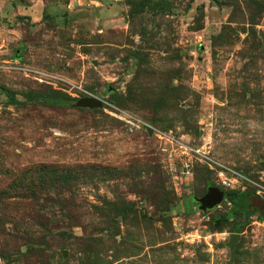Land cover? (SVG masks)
<instances>
[{"label":"rangeland","instance_id":"rangeland-1","mask_svg":"<svg viewBox=\"0 0 264 264\" xmlns=\"http://www.w3.org/2000/svg\"><path fill=\"white\" fill-rule=\"evenodd\" d=\"M255 198L264 0H0V264H264Z\"/></svg>","mask_w":264,"mask_h":264},{"label":"water","instance_id":"water-1","mask_svg":"<svg viewBox=\"0 0 264 264\" xmlns=\"http://www.w3.org/2000/svg\"><path fill=\"white\" fill-rule=\"evenodd\" d=\"M86 105L88 107H93V106H100V102L94 99H87L86 100ZM223 199V193L216 190V189H211L208 194L206 195L204 199V204L205 207L211 208L214 205H217L220 201ZM251 208H253L255 211H263L264 210V200L255 198L252 203L250 204ZM238 236L237 235H231L230 240H229V248L231 252L234 251L235 248V243L237 241Z\"/></svg>","mask_w":264,"mask_h":264},{"label":"trees","instance_id":"trees-1","mask_svg":"<svg viewBox=\"0 0 264 264\" xmlns=\"http://www.w3.org/2000/svg\"><path fill=\"white\" fill-rule=\"evenodd\" d=\"M253 200H254V199H253ZM253 200H252V201H253ZM252 201L249 202V205H248L249 207H250V204L252 203ZM263 211H264V210H263Z\"/></svg>","mask_w":264,"mask_h":264},{"label":"flooded vegetation","instance_id":"flooded-vegetation-1","mask_svg":"<svg viewBox=\"0 0 264 264\" xmlns=\"http://www.w3.org/2000/svg\"><path fill=\"white\" fill-rule=\"evenodd\" d=\"M252 201V200H251Z\"/></svg>","mask_w":264,"mask_h":264}]
</instances>
